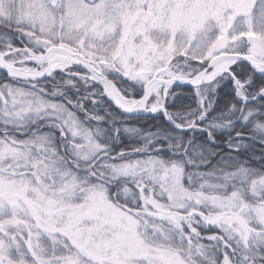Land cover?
Returning a JSON list of instances; mask_svg holds the SVG:
<instances>
[{
    "label": "snow or ice",
    "instance_id": "obj_1",
    "mask_svg": "<svg viewBox=\"0 0 264 264\" xmlns=\"http://www.w3.org/2000/svg\"><path fill=\"white\" fill-rule=\"evenodd\" d=\"M0 264H264V0H0Z\"/></svg>",
    "mask_w": 264,
    "mask_h": 264
}]
</instances>
